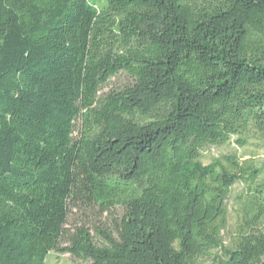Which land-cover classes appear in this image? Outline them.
<instances>
[{
  "label": "trees",
  "instance_id": "16d2710c",
  "mask_svg": "<svg viewBox=\"0 0 264 264\" xmlns=\"http://www.w3.org/2000/svg\"><path fill=\"white\" fill-rule=\"evenodd\" d=\"M253 141L264 0H0V264H264Z\"/></svg>",
  "mask_w": 264,
  "mask_h": 264
},
{
  "label": "rangeland",
  "instance_id": "374dc122",
  "mask_svg": "<svg viewBox=\"0 0 264 264\" xmlns=\"http://www.w3.org/2000/svg\"><path fill=\"white\" fill-rule=\"evenodd\" d=\"M125 77L115 78L110 82V85H116L124 82ZM239 156L245 160L248 158H253L254 165L256 168L263 169V172L259 175L257 181L260 182L261 178L264 176V141H253L250 145L244 148H236L235 144H228L222 146H210L203 151L202 161L205 164L210 163L215 158H219L224 154H230L236 151ZM249 183L237 182L232 189V193L229 199V215L227 228L224 232V240L226 245H231L235 235L239 232L240 228L244 224V206L249 198ZM117 213H113L109 216L105 215L103 217L95 214L93 211L89 210L86 212H76L75 215L71 217V223L85 222L91 226L100 225L104 223L105 226H112L115 221ZM260 230H264V218L260 225L256 226ZM70 255H59L57 253H52L49 257L47 264H86L83 262L72 263Z\"/></svg>",
  "mask_w": 264,
  "mask_h": 264
}]
</instances>
